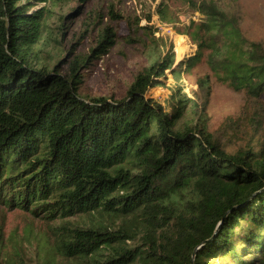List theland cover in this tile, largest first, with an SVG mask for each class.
I'll return each instance as SVG.
<instances>
[{
	"label": "trees",
	"instance_id": "obj_1",
	"mask_svg": "<svg viewBox=\"0 0 264 264\" xmlns=\"http://www.w3.org/2000/svg\"><path fill=\"white\" fill-rule=\"evenodd\" d=\"M20 1L0 0V207L52 227L32 255L0 227V264H264V45L244 37L238 13L201 2L193 23L198 58L251 109L209 134L207 76L204 100L191 105L198 127L177 124L186 95L169 111L147 97L172 69V48L138 71L124 98L85 100L74 77L113 41L103 34L67 77L37 69L30 50L44 17ZM73 216L89 221L65 220ZM109 219L143 224L151 246L126 248ZM152 219L170 244L159 260L148 258Z\"/></svg>",
	"mask_w": 264,
	"mask_h": 264
},
{
	"label": "rangeland",
	"instance_id": "obj_2",
	"mask_svg": "<svg viewBox=\"0 0 264 264\" xmlns=\"http://www.w3.org/2000/svg\"><path fill=\"white\" fill-rule=\"evenodd\" d=\"M201 2H212L226 12L236 11L244 37L264 45V0L20 1L30 13L38 11L44 17L43 36L30 50L33 67L55 70L58 75L67 77L75 61L88 56L104 34L113 41V46L107 54L91 58L74 78L79 80L78 90L85 100L98 97L120 100L138 71L161 61L172 48V69L165 72L162 85L148 91L147 97L169 111L180 94L186 95L190 102L177 124L180 128L198 127L200 121L191 105L193 101L200 104L204 100L205 93L199 88L198 81L207 76L210 90L205 128L209 134H216L226 118H248L251 109L242 94L234 93L225 84L217 82L203 59L198 58L199 45L193 33V23L198 24L202 20L197 10ZM261 102L264 107V98ZM247 129L249 133H254L250 125ZM263 139L264 125L260 140ZM258 146L260 144L257 148H261ZM231 150L228 148V151ZM65 220L89 221L84 216ZM148 221L153 224L157 239L156 255L148 258L159 260L163 258L164 247L170 248V244L166 245L162 239L160 223L154 219ZM161 222L164 220L161 219ZM108 223H111L110 219ZM0 227L6 237L15 236L17 242L30 245L29 255H32L38 248V241L46 234L51 235L49 227L52 226L48 227L43 220L33 218L28 212L0 207ZM111 228L115 230L113 235L119 236L126 248L146 250L142 243L151 246L149 241H142L143 224L135 228L128 220L120 219L111 223ZM121 229L125 232L119 233ZM216 262L221 264L222 261Z\"/></svg>",
	"mask_w": 264,
	"mask_h": 264
},
{
	"label": "water",
	"instance_id": "obj_3",
	"mask_svg": "<svg viewBox=\"0 0 264 264\" xmlns=\"http://www.w3.org/2000/svg\"><path fill=\"white\" fill-rule=\"evenodd\" d=\"M194 253H195V252H193L192 256H194Z\"/></svg>",
	"mask_w": 264,
	"mask_h": 264
}]
</instances>
